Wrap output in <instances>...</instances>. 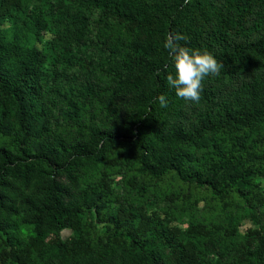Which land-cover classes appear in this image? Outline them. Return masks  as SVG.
<instances>
[{"label":"trees","instance_id":"trees-1","mask_svg":"<svg viewBox=\"0 0 264 264\" xmlns=\"http://www.w3.org/2000/svg\"><path fill=\"white\" fill-rule=\"evenodd\" d=\"M28 1L0 0V19L19 21L0 26V264H33L52 235L71 264H91L84 232L91 213L104 223L108 259L200 264L207 244L199 223L178 235L162 232L156 215L133 207L127 184L148 192L170 180L194 202L203 191L217 204L264 202L255 183L264 177V0H75L127 35L99 56L102 83L92 72L83 77L89 17L63 0L49 1L48 15L29 11ZM51 17L64 29L63 56H55L61 66H50L52 53L32 40ZM177 31L187 37L182 44L224 64L219 76L204 79L199 104L167 83L175 69L163 44ZM128 161L136 171L111 187L107 169ZM22 224L30 226L26 238ZM68 229L77 232L71 241L61 237ZM187 236L197 243L182 242ZM257 240L251 253L264 264V231Z\"/></svg>","mask_w":264,"mask_h":264},{"label":"rangeland","instance_id":"rangeland-1","mask_svg":"<svg viewBox=\"0 0 264 264\" xmlns=\"http://www.w3.org/2000/svg\"><path fill=\"white\" fill-rule=\"evenodd\" d=\"M49 1L56 2L57 0H29L25 3V7L29 11H34L39 7L45 15H48L50 11L48 7ZM212 1L219 2L221 0ZM63 3L71 11L84 12L90 19L89 35L84 43H81L87 57L85 64L89 67L83 77H87V73L90 74L92 72L93 75L91 76L93 78L96 76L99 79L98 81H104L98 66H95L98 58L100 55L103 56L104 52L110 53L116 50L120 41L127 39V35L116 24L110 26L100 24L98 21L100 11L98 9H88L75 0H63ZM55 20L56 17H51L48 22V28L41 35L34 36L32 40L45 51L52 53L49 61L50 66H61L56 63L55 56H59V59L63 56L62 50H65V48L58 43H62L59 41V37L63 36L62 31L64 29L62 28L58 32V27L53 22ZM13 24H19L18 19H0L1 27L8 28ZM243 77L244 74L241 72L240 78L243 79ZM231 81L233 84L237 83L235 78ZM69 132L73 135L77 134L73 129H70ZM115 151L116 153H121L123 146L118 145ZM110 154H113V151ZM126 164L128 165L125 167L124 165ZM124 165H117L118 167L116 166L114 169H107L109 171L108 181L111 187L115 186L118 181L123 180L129 170L136 171L135 163L125 162ZM255 183L264 193V177H257ZM172 184L176 183L166 180L148 192H145L142 187L133 189L132 186L127 184L131 189L133 207L137 208L142 205L147 215H156L155 218L156 220L158 218L161 231L167 234L169 231L178 235L180 231L187 230L191 222H198V230L206 237L204 239L207 244L206 249L205 247L203 249V258L200 260V264H260L257 257L251 252L258 246L257 235L264 231V202L256 201L254 205L240 201L237 203L226 202L217 204L215 201L206 198V191H203L200 199L194 202L193 199L178 193V190ZM84 222V232L90 237L89 247H91V253L85 254V257L90 259L91 264H121L118 258L108 259L107 256L101 254V248H103V244L106 241L104 223L98 222L92 213L85 218ZM19 231L20 236L26 238L30 231V226L22 224ZM76 236L77 232L71 229L64 230L61 234V237L68 241H71ZM56 238L55 235H52L44 248L40 252L35 253L33 264H56L59 261L64 262V264H71L70 254L62 248H58L55 242L52 241ZM147 238L144 237V239ZM182 242L196 244L197 238L187 236L183 238ZM163 244L158 241V245L163 249L166 260L170 262L173 259L172 251L168 246H163Z\"/></svg>","mask_w":264,"mask_h":264},{"label":"clouds","instance_id":"clouds-1","mask_svg":"<svg viewBox=\"0 0 264 264\" xmlns=\"http://www.w3.org/2000/svg\"><path fill=\"white\" fill-rule=\"evenodd\" d=\"M185 4L190 0H184ZM187 37L180 32H170L166 35L163 47L173 61L175 76L167 75V83L175 89L176 95L192 104H199L206 77L219 76L224 67L216 56L207 49L191 48L182 44ZM160 106L166 107V97H157Z\"/></svg>","mask_w":264,"mask_h":264}]
</instances>
